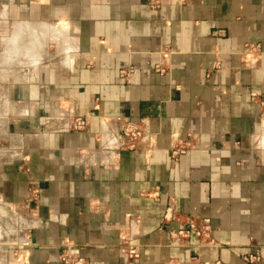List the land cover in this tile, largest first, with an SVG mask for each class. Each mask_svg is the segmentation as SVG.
Here are the masks:
<instances>
[{"label": "crops", "instance_id": "crops-1", "mask_svg": "<svg viewBox=\"0 0 264 264\" xmlns=\"http://www.w3.org/2000/svg\"><path fill=\"white\" fill-rule=\"evenodd\" d=\"M0 90V264H264V0H0Z\"/></svg>", "mask_w": 264, "mask_h": 264}, {"label": "built area", "instance_id": "built-area-1", "mask_svg": "<svg viewBox=\"0 0 264 264\" xmlns=\"http://www.w3.org/2000/svg\"><path fill=\"white\" fill-rule=\"evenodd\" d=\"M131 70L122 71V75L129 78ZM252 99L257 100L259 105L264 109V96H259L257 93H252ZM264 113V111H263ZM75 128L77 130H83L87 126V119L84 117H78L75 119ZM147 132L142 124H128L124 127L122 131L123 145L130 150L139 149L146 144ZM188 146L184 144H178L171 150V157L174 161H178L180 157L187 152ZM171 217V216H170ZM167 215V218H170ZM211 230V221L208 218H195L191 217L187 219L186 225L177 232H173V238L181 240L188 236L191 231L200 238H205ZM77 248L67 247L61 256L64 264H90V262L76 253ZM127 254L131 257H138V253L135 248L130 247L127 250ZM251 261L259 260L256 255L250 257Z\"/></svg>", "mask_w": 264, "mask_h": 264}, {"label": "water", "instance_id": "water-1", "mask_svg": "<svg viewBox=\"0 0 264 264\" xmlns=\"http://www.w3.org/2000/svg\"><path fill=\"white\" fill-rule=\"evenodd\" d=\"M1 92L2 91L0 90V95H2ZM1 100H3V102ZM0 101H1L0 102V113H5L6 114V106H7V104L5 103V97L0 96ZM70 127H72V123L70 124ZM23 224L24 223L20 224L21 225L20 226L21 228L19 229L20 232L17 231V234H15V236L17 235L18 237L13 236L14 237L13 239L0 240V245L1 244H5L6 246H18V245H23L24 246V245H27L28 244V238L25 237V234L27 233V228ZM75 248H76V246H75Z\"/></svg>", "mask_w": 264, "mask_h": 264}, {"label": "rangeland", "instance_id": "rangeland-1", "mask_svg": "<svg viewBox=\"0 0 264 264\" xmlns=\"http://www.w3.org/2000/svg\"><path fill=\"white\" fill-rule=\"evenodd\" d=\"M44 39V38H43ZM19 42V41H18ZM22 42V41H21ZM30 55H32L31 53H27V55L26 56H24V58H27L26 60H25V62H28V61H30ZM23 62H24V60H22V62H20V66H22L23 65ZM17 64V62H16V60L15 61H13V65L14 64ZM17 65H14V67H16ZM14 216V215H13ZM12 218V217H11ZM16 219H14V217H13V222L11 221V226H10V223H9V220H6L5 221V223L3 224V225H5L8 229L6 230V231H4L3 230V232H0V235H3V237H4V240H5V237H7V235H9L10 233H12L11 234V238H8V239H13L14 237L13 236H15V234H17V231L21 228L20 226V224H18V222L16 223ZM13 223V224H12ZM23 225H25V224H23ZM4 228V227H3ZM15 237H18L17 235L15 236ZM0 240H3V239H0Z\"/></svg>", "mask_w": 264, "mask_h": 264}, {"label": "flooded vegetation", "instance_id": "flooded-vegetation-1", "mask_svg": "<svg viewBox=\"0 0 264 264\" xmlns=\"http://www.w3.org/2000/svg\"><path fill=\"white\" fill-rule=\"evenodd\" d=\"M6 44H7V42H6ZM6 44H5V45H6ZM7 49H8V48H7Z\"/></svg>", "mask_w": 264, "mask_h": 264}]
</instances>
